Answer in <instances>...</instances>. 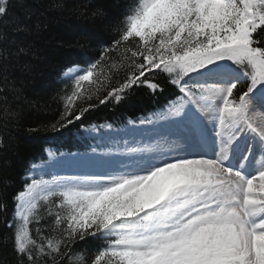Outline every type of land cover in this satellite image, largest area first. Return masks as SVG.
Masks as SVG:
<instances>
[{
    "label": "snow or ice",
    "instance_id": "6c2138e0",
    "mask_svg": "<svg viewBox=\"0 0 264 264\" xmlns=\"http://www.w3.org/2000/svg\"><path fill=\"white\" fill-rule=\"evenodd\" d=\"M153 2L140 0L134 15L123 14L126 27L75 75L48 126L86 128L98 105L122 103L141 86L163 91L149 76L166 72L169 103L155 118L130 120L123 128L100 126L160 129L146 138L157 148L143 144L144 137L131 146L129 137L105 142L98 136L84 152L95 160L81 153L54 157L53 169H100L53 174L49 196L58 190L60 203L52 202L49 215L65 225L55 237L40 238L37 228L34 238L28 227L30 217L37 224L42 219L35 196L24 199L40 181L25 172L19 194H9L5 180L0 231L10 242L12 264H264V128L258 131L252 117L264 113V0H170L164 23L156 17L137 31ZM7 16L6 0H0V19ZM12 27L30 31L26 22L14 20ZM133 37L140 44L135 51L125 45L131 55L127 64L121 61L123 78L94 97L85 82H99L102 65L116 67L111 53ZM31 52L27 44L6 47L0 61H14L23 75L30 71ZM258 157L262 166L255 174L246 171ZM116 172L123 175L112 179ZM97 236L111 242L94 256L77 257L78 241Z\"/></svg>",
    "mask_w": 264,
    "mask_h": 264
},
{
    "label": "trees",
    "instance_id": "16d2710c",
    "mask_svg": "<svg viewBox=\"0 0 264 264\" xmlns=\"http://www.w3.org/2000/svg\"><path fill=\"white\" fill-rule=\"evenodd\" d=\"M140 0H6L8 16L0 19V52L7 48L27 44L32 49L30 71L21 75L13 61L4 65L0 61V187L8 183V193L19 194L22 179L29 165L44 160L46 149L57 152H81L83 147L76 135L82 129L69 126L53 131L50 125L60 108L63 94L73 79H63V73L72 67L83 68L88 61L102 54V49L126 24H121L124 15L135 14ZM170 5V2H169ZM97 11L103 16L94 15ZM26 22L30 26L27 34L13 30V21ZM151 21L149 23L152 24ZM161 24L164 23L160 22ZM87 36L85 43L83 37ZM122 42L119 51L112 52L116 67L101 66L96 70L100 76L97 83L85 82L93 96L102 95L109 83H117L123 78L131 51L140 44L138 38ZM114 43V41H113ZM166 72L150 75L163 86V91L153 92L146 86L137 87L130 98L122 103L111 102L98 105L84 121L86 128L111 124L124 125L127 121H140L162 112L169 103L171 89L167 86ZM7 78V85L4 80ZM110 78V79H107ZM101 85H104L103 87ZM59 205V194L38 202L36 212L42 217L39 224L29 218L30 233L36 238L37 228L40 238L55 237L56 230L65 225H56L49 209L52 202ZM10 215H12L10 209ZM47 242V240H45ZM111 239L103 236L89 237L78 241L75 248L77 257H90L97 250H104ZM0 264H12L10 242L0 231ZM79 264V260H75Z\"/></svg>",
    "mask_w": 264,
    "mask_h": 264
},
{
    "label": "rangeland",
    "instance_id": "374dc122",
    "mask_svg": "<svg viewBox=\"0 0 264 264\" xmlns=\"http://www.w3.org/2000/svg\"><path fill=\"white\" fill-rule=\"evenodd\" d=\"M169 2L170 0H154L152 8H150L145 14L144 17L142 18L141 22L139 25H137V31H141L146 25H149L151 21L154 20L156 17H160V22H163L165 19V16L167 13L171 12V8L169 7ZM179 2V0H177ZM215 0H204V3L210 4L214 3ZM211 11V9H210ZM81 73L80 68H72L69 69L64 73V78H70L74 79L75 75ZM82 74V73H81ZM157 116V115H156ZM156 116L152 117L155 118ZM253 117V122L254 126L257 128L259 131L260 128H264V113H260L259 111H254L252 113ZM128 124V123H127ZM125 127V126H123ZM121 127V128H123ZM97 130H93V127L90 128H84L82 129L80 135H76L75 137L77 138L78 143L83 147V149H86V151L90 150V145L95 144V140L93 137H98L100 136L101 139H103L105 142H109L115 138H119L121 136H124V138H131V146H136L135 140L141 137H144L142 140V143L145 145H150V147L155 150L157 148V144L153 141H150L146 139L147 137L151 136L154 134V132L159 131L160 129H154V130H149L146 128H139V129H126L122 132H115L111 131L107 127H96ZM251 135V133H249ZM122 146V145H121ZM160 149L164 150L163 145H160ZM49 153L52 154V157L49 156ZM45 161L40 164H36V167L33 169L32 167L29 168V173L31 176L35 177L38 181H40L39 184H37L33 189L28 191V195L24 197L25 201H27L30 197L35 196L36 198V203L49 195V189L51 185L53 184V174L55 173L57 176H63L66 174L65 171H100L98 168H90V167H84V168H79V167H64L62 170L60 169H53L49 167V165L52 163V160L54 157H59L61 154H63L65 157L68 156V153L65 152H57L54 149H47L45 151ZM85 155L86 159L88 161L95 160L96 157L94 154H81ZM262 164L259 161V157L257 159V162L252 165L251 168H246V171L255 174V170L259 167H261ZM73 169V170H72ZM65 170V171H64ZM123 173L121 172H116L113 173L111 178L112 179H118ZM254 183H259L258 177L257 181ZM59 191L57 190V194ZM17 223H23L22 219L20 217H16ZM106 238V237H105ZM110 239V238H106Z\"/></svg>",
    "mask_w": 264,
    "mask_h": 264
},
{
    "label": "bare ground",
    "instance_id": "6f19581e",
    "mask_svg": "<svg viewBox=\"0 0 264 264\" xmlns=\"http://www.w3.org/2000/svg\"><path fill=\"white\" fill-rule=\"evenodd\" d=\"M29 168H31V165H29ZM29 168H28V170H27V172L29 171ZM73 170V169H72ZM69 171H71V170H69ZM26 195H28V193L26 192ZM25 195V196H26Z\"/></svg>",
    "mask_w": 264,
    "mask_h": 264
}]
</instances>
